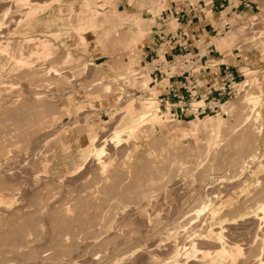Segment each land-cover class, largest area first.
<instances>
[{"label":"rangeland","instance_id":"374dc122","mask_svg":"<svg viewBox=\"0 0 264 264\" xmlns=\"http://www.w3.org/2000/svg\"><path fill=\"white\" fill-rule=\"evenodd\" d=\"M35 1L43 4V0ZM84 1L86 0H45L47 4L44 3V5L47 7L43 8L35 19H32L30 25L15 30L12 21L24 13L22 10L16 12V9H25V6L20 4V7L17 0H0V25L5 23L2 24L4 28L2 26L0 28L2 29L0 41L3 45L7 41L9 44L11 43L9 45L11 50L6 51V54L4 52L2 54L0 50V128L2 130L0 131V182L4 181L0 184L7 182V184H2L6 186L5 188L3 186V190L2 185L0 188V200H2L0 202V248L3 249H0L2 252H0L2 259H0V264H18L19 261L20 264H23L26 260L28 264H50L52 261V264H61V262L62 264H73L74 261L75 264H113L114 262V264H134L144 247H147L146 249L157 247L159 243L166 247L164 243H167L171 232L174 235L178 233L180 236L184 229H189V227L192 229L191 225H196L195 222L201 217L207 219L201 232L205 234L210 232L211 228L220 230V226H223L227 245L236 244L243 249L242 255L238 257L240 261L237 259L236 264H264V211L259 209V206L264 204V104L262 102L257 104L253 112L251 111L253 104L241 103L240 100L244 94L240 83L246 79L244 72L246 70L252 71V75H256L257 82H259L253 85L250 91L256 94L264 92V55L255 64L251 61L247 62L242 54L243 51L251 52L261 50L263 47L261 42L264 41V5L258 15V24L251 25L252 19L246 23L247 19L239 16L240 18L234 19L235 26L230 31L214 38L218 43L219 39L233 35L230 48L241 52L244 61L250 64L243 68V72L237 77L236 94L225 97L228 102L223 106V111L207 112L198 118L190 114L187 117L173 120L171 106L168 105V108L165 109L158 97L159 91L149 90L148 83L151 80L149 72L134 61L138 43H131L132 32L128 38L125 32L119 31L120 28L131 31L135 25L128 19L121 21L118 29L112 27L120 23L119 15L121 14L112 10L116 0H94L96 1L95 7L91 8L89 13L85 11ZM98 1H101L102 5L97 3ZM260 1L264 3V0ZM98 7L102 11L99 12ZM7 8H10V15L6 18L3 15ZM84 15L89 17L93 15L92 17L96 18L98 25L89 33L87 44H80V34L76 31L82 23L80 17ZM153 23L154 18L147 16L142 19L146 37L142 43L148 38L147 31L151 30ZM125 26H129V28H125ZM171 26L174 28L177 24L172 23ZM237 29L240 31L237 32ZM30 36L34 40L30 41ZM37 39L40 41L42 39L50 40L51 47L57 54L54 53L53 58L47 59L32 52L35 51ZM98 39L101 41V45L97 48ZM1 43L0 45H2ZM19 46L25 48L23 50L25 57L30 60V66L22 65V67L21 64H17L16 60L14 63V60L9 58L11 55L8 53L11 52L14 55H19L16 53ZM101 56L103 58L95 60L96 57ZM50 65H55V68L59 69L57 76L54 72H49ZM133 72L138 74L133 75ZM118 76L123 79L120 78L118 81ZM124 76L131 78V82ZM139 76L142 77L140 83L137 81ZM99 79L119 83L125 87V91H117L115 89L117 86L113 85L111 86L112 92L107 93L104 89L105 84L91 89V85ZM167 83L166 80L163 85ZM129 86L132 87V90L128 91ZM135 87L140 89L142 94L126 98V93L135 90ZM38 91H41V95L44 96L43 100L41 99L42 101L39 100V102L33 97ZM148 97L159 100L162 110L160 123H153V120L149 118L142 130L140 128L127 143L116 147L111 143L107 145L105 154L100 156L105 161V167L97 164L98 156L92 155L91 152L83 155L85 147L89 143V134L85 129L87 126H94L99 137L102 138L106 135L110 139L119 117L126 115L122 113L125 106L128 103L138 105L140 101ZM119 100L120 102L116 103ZM197 100L199 98H194L191 102L194 106L193 110L196 109L195 106H198ZM203 103L204 101L201 104ZM192 120L199 122V132L196 137H185L182 132L183 127ZM219 120L224 121L221 129L222 134L220 133L221 138L209 144V141L212 140L211 121L217 123ZM164 122L168 126L178 129L177 133L166 131L162 124ZM5 126L6 128L3 129L2 127ZM3 130L5 131L3 132ZM3 146L4 148H2ZM2 149L5 150L2 151ZM13 169L14 171H11ZM16 171L17 176H15ZM204 176L205 179H203ZM197 177H199L198 180ZM30 179L32 180L30 181ZM34 182L36 188H33ZM45 184L46 186H44ZM190 184H194L192 189ZM19 186L20 188H18ZM194 186L197 188L195 189ZM175 188L177 189L175 190ZM171 189L173 192L169 191ZM225 189L229 192L224 191ZM6 191L7 193H4ZM32 194H35L37 200ZM206 200L216 203L215 206L224 202L220 206V213L215 220H212L210 210L203 212V215L196 213L200 206L205 203L209 204ZM27 201L30 203L27 204ZM144 206L146 208H143ZM134 212L135 214H133ZM192 216L194 221H192ZM189 218L192 222L189 221ZM164 220L166 221L164 222ZM152 221L153 223H151ZM143 226H147L146 229ZM173 226H175V230H173ZM129 227L131 228L129 229ZM166 232L169 236L166 235ZM163 239H165L164 243H161ZM114 242L116 243L113 244ZM207 244L212 246L208 247ZM148 245L150 246L148 247ZM161 246L158 247L161 248ZM201 247L206 251L210 248V252L216 249L213 243L207 241L203 242ZM81 248L83 249L81 250ZM136 249L141 250L136 252V255L132 254ZM247 249L249 250L247 251ZM43 255H45L44 258ZM25 256L27 259L24 258ZM121 256L122 258H120ZM11 257L13 258L11 259ZM38 257L41 259L39 260ZM69 257L72 260L70 262ZM116 258L117 261H115ZM136 262L135 264H137ZM138 263H141V259ZM226 263L228 264V262Z\"/></svg>","mask_w":264,"mask_h":264},{"label":"bare ground","instance_id":"6f19581e","mask_svg":"<svg viewBox=\"0 0 264 264\" xmlns=\"http://www.w3.org/2000/svg\"><path fill=\"white\" fill-rule=\"evenodd\" d=\"M3 1V0H2ZM52 1V0H51ZM54 1V0H53ZM19 3V6H20V4H21V6L22 5H24L25 7V9H16V12L17 11H21L22 10V12L24 11V13H22V14H20V16H18L15 20H13L12 22H14V27H15V30L17 29V28H19V27H22V26H29L30 25V23H31V21H32V19L34 18L35 19V17H36V15L43 9V8H45V7H47L46 5H44V3L45 4H47L48 3V1H47V3L45 2V0H43V4H41V3H38V1H35V0H17V4ZM84 3V7H85V11H87V13H89V10H91V8L93 9L94 7H95V4H96V1H94V0H86V1H84L83 2ZM97 3H101V1H98ZM16 4V5H17ZM101 5H102V3H101ZM100 5V6H101ZM19 6L17 7V8H19ZM20 6V7H21ZM15 7V8H16ZM108 7V6H107ZM106 7V8H107ZM99 8V12L100 11H102L101 10V8L100 7H98ZM10 8H7V10H4V17H8L9 15H10ZM13 10V9H12ZM11 10V11H12ZM15 10V9H14ZM113 10V9H112ZM116 10V9H115ZM1 12H3V11H1ZM13 12V11H12ZM112 12V11H111ZM3 14V13H2ZM12 14V13H11ZM16 15V14H15ZM97 15H99V14H97ZM96 15V16H97ZM93 16V15H92ZM91 16V17H92ZM91 17H89V16H87V15H84L83 17H80V20H82V23L77 27V31L76 32H78L79 34H80V38H79V42H80V44H87V42L89 41V33L90 32H92V30H94L96 27H97V25H98V23H97V21H96V18H91ZM94 17H95V15H94ZM109 17H111V16H109ZM5 18V19H6ZM12 19H13V17H11ZM10 18V19H11ZM112 18V17H111ZM237 18H240V17H237ZM11 19V20H12ZM77 19H79V17H77ZM119 19H120V23L119 24H117V25H114V26H112L113 28H116V29H118V27L121 25V21H125V20H130V22H132L133 24H137V25H139L141 28H140V31H139V33H137L136 35H133L132 37H131V43H142V41H143V39L144 38H146L145 37V29L142 27V19L141 18H139V17H135V15L133 16V15H125V14H121V15H119ZM79 21V20H78ZM103 21V20H102ZM106 21V20H105ZM2 22V21H1ZM2 24H5V23H2ZM0 25V28H1V26L3 27V25ZM8 26V25H7ZM6 26V27H7ZM4 28V27H3ZM2 29H0V31H1ZM17 30H19V29H17ZM75 31V30H74ZM237 32L238 31H240V29L238 30H236ZM13 32V31H12ZM68 33V32H67ZM77 33V34H78ZM0 35L2 36V34L0 33ZM100 35V34H99ZM109 35V34H108ZM229 35V34H228ZM98 36V35H97ZM97 36H96V38H97ZM101 37H102V35H100ZM110 36V35H109ZM1 38V37H0ZM232 38H233V35L232 36H228V37H224V38H222V39H219L218 40V43H217V45L221 48V50H222V52H223V55H224V60H229L230 58H232L233 57V53L231 52V48H230V42H231V40H232ZM14 40V39H13ZM29 40L31 41V40H34L33 39V37H29ZM38 40V39H37ZM99 40V39H98ZM7 41V40H6ZM28 41V40H27ZM2 41H0V43H1ZM5 41H3V43H4ZM36 42V41H35ZM51 41L50 40H47V39H42L41 41L40 40H38L37 41V45H36V47H35V51H32V52H34V53H37L38 55H39V57H45V58H53L55 55H54V49H52L53 47H51V43H50ZM101 43V41L99 40V42H98V45H97V48L101 45L100 44ZM130 43V44H131ZM261 43H263V47H262V49L261 50H256V51H251V52H246V51H243L242 52V54H243V56H244V58H245V60L248 62H253V63H258L259 61H260V59L262 58V55H264V41L263 42H261ZM2 44V43H1ZM5 44V43H4ZM9 45H11V43L9 44V42L7 41L6 42V44L5 45H0V50H1V52H2V54H3V52L5 53L6 51H8V50H11V48L9 49ZM20 47V46H19ZM15 48V47H14ZM18 48V47H17ZM17 48H16V50H17ZM56 48V47H55ZM23 49H25V48H23L22 46L18 49V52H16V53H18L19 55L17 56V55H14V53L12 54V52L11 53H8V54H10L8 57L9 58H11L12 60H14V63L17 61L18 63L17 64H21L20 66H22V65H29V59H28V57L26 58L25 57V52H24V50ZM102 49V48H101ZM56 51V50H55ZM58 51V50H57ZM0 52V53H1ZM9 52V51H8ZM7 53V52H6ZM5 53V54H6ZM59 53V52H58ZM4 54V55H5ZM30 54V53H29ZM55 54H57V52L55 53ZM59 55V54H58ZM69 56V55H68ZM71 56V55H70ZM33 57H34V55H33ZM38 58V57H37ZM59 59V58H58ZM68 59V58H67ZM16 60V61H15ZM54 60V59H53ZM68 61H69V59H68ZM67 61V62H68ZM65 62V61H64ZM32 63V62H31ZM30 63V64H31ZM54 63V62H53ZM92 65H94L93 63H91ZM10 65V64H9ZM39 65V64H38ZM30 66V65H29ZM12 67V66H11ZM23 67V66H22ZM34 67V66H33ZM32 67V68H33ZM56 66L55 65H50L49 67H48V69H49V72H54L55 73V75L57 76L59 73H58V68H55ZM134 67V66H133ZM2 68V67H1ZM26 68V67H25ZM35 68H36V66H35ZM132 69H134V68H132ZM30 70H32V69H30ZM135 70V69H134ZM16 72V71H15ZM28 72V71H27ZM60 72V71H59ZM214 72H217V68L214 70ZM245 72V75H246V79L242 82V83H240L241 84V87H242V91H244V94L241 96V98H240V100H241V103L243 102V103H245V104H253L252 106H253V108H252V110L251 111H255V109H256V105L257 104H259L260 102H262V104H264V92H262L261 91V94H256V93H254V92H251L250 91V88L253 86V85H256V84H258L259 82H257V77H256V75H252V71H244ZM16 74V73H15ZM132 74H135L134 72L132 73ZM128 76H130V75H128ZM127 76V77H128ZM124 77H126V76H124ZM126 77V78H127ZM8 78V77H7ZM21 78V77H20ZM118 78L119 79H117L118 81H120V78L121 79H123V77H120V76H118ZM127 79H129V78H127ZM126 79V80H127ZM130 81L129 82H131V78L129 79ZM19 81V80H18ZM124 81V80H123ZM123 81H121L122 83H123ZM7 82V81H6ZM113 82V81H112ZM116 82V81H115ZM125 83H126V81H125ZM128 83V82H127ZM103 84H105L106 85V87L104 88L105 89V91H107V93H110V92H112V90H113V88L111 87V86H113V85H115V86H117V87H115V89L117 90V91H119V90H124L125 91V87H122L119 83H111L110 81L109 82H106V81H102L101 79H99V80H97V81H95L92 85H91V89L92 88H94V87H97V86H100V85H103ZM13 85V84H12ZM19 85V84H18ZM109 85V86H108ZM123 85V84H122ZM125 85H127V84H125ZM21 86V85H20ZM119 86V87H118ZM161 86V85H160ZM89 87V86H88ZM110 88V90H108ZM148 88H149V90H155V89H153V88H151V87H149L148 86ZM114 89V90H115ZM90 90V89H89ZM41 92V91H40ZM39 91L38 92H35V95L36 96H33V97H35L36 99V101H38L39 102V100L40 101H42L43 100V95H41L42 94V92L40 93ZM29 93V92H28ZM22 95H24V94H22ZM34 95V94H33ZM124 95H125V92H124ZM123 95V96H124ZM30 96V95H29ZM24 99V98H23ZM26 99H28V98H26ZM42 99V100H41ZM25 100V99H24ZM122 102H123V100H121ZM120 102V100L119 101H116V103H119ZM25 103V102H24ZM202 103V101H199V100H197L196 101V104L197 105H199V104H201ZM162 110H161V108H160V106H159V100L157 99V98H153V97H151V98H147V99H144V100H142V101H140L139 103H138V105L137 104H135V103H128L126 106H125V110L124 111H122V113H125L126 115H123V116H120L119 117V119H118V123H117V125L115 126V128H114V131H113V133H112V136H111V138L109 139L106 135L105 136H103L102 138H101V136L99 137L98 136V132H97V130H96V128L94 127V126H87L85 129H87V131H88V134H89V143L87 144V146L85 147V151H84V153H83V155H86L88 152H91L92 153V155H94V156H98L97 157V159H96V162H97V164H99V166L100 165H102L103 167H105L106 165H105V161H103V159H102V157H100V156H102V155H104L105 154V152H106V148H107V145H109L110 143L111 144H113L115 147L116 146H121V145H123V144H125V143H127L128 141H130V139L133 137V136H135L136 134H137V132L139 131V129L141 128V130H142V127H143V125L145 124V122L150 118V120H153V123H155V122H159L160 123V112H161ZM172 113V112H171ZM16 115V114H15ZM126 116H128V118H126ZM1 117V116H0ZM3 118V117H2ZM5 118V117H4ZM211 118V117H210ZM195 119V118H194ZM207 119V118H206ZM201 120H202V118H201ZM212 120V119H211ZM248 120H249V118H248ZM5 121V120H4ZM3 121V122H4ZM10 122V121H9ZM176 122V121H175ZM246 123V122H245ZM1 124V123H0ZM163 124V127H164V129L166 130V131H171V132H174L175 134L177 133V131H178V129H174V128H172V127H170V126H168L167 124H165V122L164 123H162ZM223 124H224V121L223 120H219L217 123H214L213 121H211V136H212V140H210L209 141V144L210 143H213V141L214 140H216V139H218V138H221V135H220V133H221V129H222V127H223ZM4 126V125H3ZM84 126H86V125H84ZM148 126V125H147ZM156 126V125H155ZM198 126H199V122L198 121H196V120H192V121H190V122H188V124L186 125V126H184L183 127V136H185V137H187V136H194V137H196V135L198 134V132H199V129H198ZM207 126V125H206ZM3 129L4 128H6V126L5 127H2ZM13 128V127H12ZM24 130V129H23ZM0 131H2L1 130V128H0ZM5 130H3V132H4ZM18 131V130H17ZM22 131V130H21ZM25 132H26V130H25ZM24 132V133H25ZM29 133V132H28ZM28 133H26V135L28 134ZM100 133V132H99ZM247 133V132H246ZM222 134V133H221ZM31 135V134H30ZM37 135V134H36ZM27 136H29V134L27 135ZM26 137V136H25ZM31 137V136H30ZM34 137V136H33ZM225 137V136H224ZM192 138V137H191ZM24 139V138H23ZM26 139V138H25ZM28 139V138H27ZM30 139V138H29ZM32 139V138H31ZM223 139V138H222ZM33 140V139H32ZM31 140V141H32ZM27 141V140H26ZM28 142V141H27ZM4 144V143H3ZM218 144V143H217ZM220 144V143H219ZM223 144V143H222ZM9 145V144H8ZM127 145H129V144H127ZM212 145V144H211ZM1 147V146H0ZM127 147V146H126ZM129 147V146H128ZM2 148H4V146L2 147ZM9 148V147H8ZM28 148V147H27ZM123 148V147H122ZM126 149V148H125ZM5 149H2V151H4ZM70 150V149H69ZM121 150V149H120ZM211 150V149H210ZM2 151H1V153H2ZM8 151V150H7ZM4 155V154H3ZM7 155V154H6ZM251 155V154H250ZM249 155V156H250ZM3 157V156H2ZM5 157V156H4ZM251 157V156H250ZM249 157V158H250ZM254 159V158H253ZM2 160H5V159H3L2 158ZM243 162V161H242ZM245 162V161H244ZM253 162V161H252ZM5 163V162H4ZM7 163V162H6ZM107 163V162H106ZM251 163V162H250ZM257 163V162H256ZM259 163V162H258ZM3 165V164H2ZM8 165V164H7ZM244 165V164H243ZM98 166V165H97ZM5 167H7V166H5ZM4 168V167H3ZM2 168V169H3ZM13 168V167H12ZM11 168V169H12ZM193 168V167H192ZM252 168V167H251ZM202 170V169H201ZM235 170V169H234ZM11 171H14V169L13 170H11ZM194 171H195V169H194ZM193 171V172H194ZM241 171V170H240ZM249 171V170H248ZM6 172V171H5ZM5 172H3V173H5ZM9 172V171H8ZM28 172V171H27ZM200 172V171H199ZM242 172V171H241ZM7 173V172H6ZM15 173V172H14ZM247 173V172H246ZM13 174V173H12ZM192 174V173H191ZM203 174V173H202ZM1 175V174H0ZM14 175V174H13ZM12 175V176H13ZM20 175V174H19ZM35 175V174H34ZM201 175V174H200ZM241 175V174H240ZM248 175V174H247ZM15 176H17V171H16V174H15ZM39 176V175H38ZM193 176H194V173H193ZM203 176V175H202ZM206 176V175H205ZM205 176L203 177V179H205ZM236 176V175H235ZM19 177V176H18ZM42 178V177H41ZM138 178V177H137ZM198 178L199 177H197V180H198ZM201 178V177H200ZM244 178V177H243ZM263 178V177H262ZM261 178V179H262ZM22 179V178H21ZM21 179H19V180H21ZM152 179V178H151ZM188 179H189V177H188ZM211 179V178H210ZM213 179V178H212ZM218 179V178H217ZM238 179V178H237ZM236 179V180H237ZM242 179V178H241ZM259 179V178H258ZM23 180H24V178H23ZM25 180H26V177H25ZM32 179H30V181H31ZM40 180V179H39ZM39 180H36V181H39ZM43 180H44V177H43ZM112 180V179H111ZM142 180V179H141ZM145 180H147V179H145ZM150 180V179H149ZM184 180V179H183ZM194 180H196V179H194ZM196 180V181H197ZM200 180H202V179H200ZM243 180V179H242ZM13 181V180H12ZM28 181V180H27ZM189 181V180H188ZM205 181V180H204ZM216 181V180H215ZM1 182H4V181H1ZM0 182V183H1ZM147 182V181H146ZM172 183H173V181H171ZM193 182V181H192ZM199 182V181H198ZM206 182V181H205ZM204 182V183H205ZM219 182V181H218ZM232 182H233V180H232ZM236 182V181H235ZM5 183L7 184V182L5 181ZM5 183H2V184H5ZM21 183V182H20ZM26 183V182H25ZM29 183V182H28ZM176 183V182H175ZM179 183H181L180 181H179ZM188 183V182H187ZM195 183V182H194ZM203 183V182H202ZM219 183H221V182H219ZM218 183V184H219ZM223 183V182H222ZM229 183H230V181H229ZM2 184H0V188H1V185ZM12 184V183H11ZM30 184V183H29ZM28 184V185H29ZM37 184V183H36ZM40 184H41V182H40ZM163 184V183H162ZM211 184V183H210ZM213 184V183H212ZM10 185V184H9ZM8 185V186H9ZM35 185V182H34V184H33V186ZM38 185H39V183H38ZM112 185V184H111ZM139 185H141L140 183H139ZM174 185V184H173ZM172 185V186H173ZM192 185H194V184H192ZM192 185L190 184V186H191V189L193 188L192 187ZM196 185H198V184H196ZM201 185V184H200ZM216 185V184H215ZM233 185V184H232ZM239 185V184H238ZM252 185V184H251ZM3 186H4V188L6 187L5 185H2V190H3ZM7 186V187H8ZM23 186V185H22ZM26 186V185H25ZM32 186V187H33ZM41 186V185H40ZM43 186V185H42ZM44 186H46V184L44 185ZM114 186V185H113ZM165 186V185H164ZM170 186V185H169ZM175 186V185H174ZM259 186V185H258ZM13 187V186H12ZM39 187V186H38ZM186 187V186H185ZM215 187H218V186H215ZM225 187H227V186H225ZM229 187V186H228ZM234 187V186H233ZM18 188H20V186L18 187ZM22 188V187H21ZM30 188V187H29ZM33 188H36L35 186L33 187ZM40 188V187H39ZM45 188H47V187H45ZM50 188V187H49ZM108 188V187H107ZM170 188V187H169ZM194 188H195V186H194ZM197 188V187H196ZM195 188V189H196ZM223 188V187H222ZM235 188V187H234ZM234 188H232V189H234ZM11 189H13V188H11ZM24 189H25V187H24ZM38 189V188H37ZM174 189V188H173ZM173 189H171V190H169V191H172ZM177 188H175V190H176ZM187 189V188H186ZM231 189V190H232ZM9 190H10V188H9ZM26 190H28V189H26ZM36 190V189H35ZM42 190H44V189H42ZM47 190H48V188H47ZM97 190H98V188H97ZM110 190V189H109ZM122 190V189H121ZM179 190V189H178ZM188 190H189V188H188ZM194 190V189H193ZM214 190V189H213ZM261 190V189H260ZM18 191V190H17ZM32 191V190H31ZM30 191V192H31ZM40 191V190H39ZM39 191H37V192H39ZM44 191H46V190H44ZM99 191V190H98ZM136 191V190H135ZM167 192H168V190H166ZM165 191V192H166ZM186 191V190H185ZM190 191V190H189ZM217 191V190H216ZM224 191H228V190H224ZM11 192H13V191H11ZM16 192V191H15ZM20 192V191H19ZM21 192H23V191H21ZM41 192V191H40ZM101 192V191H100ZM99 192V193H100ZM160 192H162V191H160ZM167 192H166V194H167ZM173 192V191H172ZM171 192V193H172ZM177 192V191H176ZM191 192V191H190ZM189 192V193H190ZM207 192H209V191H207ZM223 192V191H222ZM229 192V191H228ZM261 192V191H260ZM4 193H7V191L6 192H4ZM32 193H33V191H32ZM110 193H112V192H110ZM115 193V192H114ZM150 193V192H149ZM212 193V192H211ZM216 193H218V192H216ZM215 193V194H216ZM225 193V192H224ZM16 194V193H15ZM38 194V193H37ZM36 194V195H37ZM41 194V193H40ZM44 194H45V192H44ZM173 194V193H172ZM171 194V195H172ZM178 195H179V193H177ZM206 194V193H205ZM254 194V193H253ZM13 195V194H12ZM27 195H29V194H27ZM32 195H34L35 196V194H32ZM46 195V194H45ZM51 195V194H50ZM105 195H106V193H105ZM122 195V194H121ZM141 195V194H140ZM149 195V194H148ZM152 195V194H151ZM153 195H155V194H153ZM158 195H160V194H158ZM174 195V194H173ZM188 195V194H187ZM19 196H21V195H19ZM23 196V195H22ZM24 196H26V195H24ZM41 196V195H40ZM43 196V195H42ZM111 196H112V194H111ZM157 196V195H156ZM155 196V197H156ZM166 196V195H165ZM169 197H170V195H168ZM182 196H185V195H182ZM203 196V195H202ZM210 196L212 197V195L210 194ZM209 196V197H210ZM216 196V195H215ZM12 197V196H11ZM31 197V196H30ZM30 197H28V198H30ZM97 197H98V194H97ZM143 197V196H142ZM144 197H146V196H144ZM149 198H150V196H148ZM160 197V196H159ZM167 197V196H166ZM173 197V196H172ZM190 197V196H189ZM210 197V198H211ZM17 198H18V196H17ZM19 198H21V197H19ZM23 198V197H22ZM35 198H36V196H35ZM157 198H158V196H157ZM157 198H156V200H157ZM168 198V197H167ZM180 198V197H179ZM216 198V197H215ZM54 199V198H53ZM52 199V200H53ZM119 199V198H118ZM145 199H147V198H145ZM150 199H152V198H150ZM149 199V200H150ZM172 199V198H171ZM206 199H208V198H206ZM255 199V198H254ZM23 200V199H22ZM28 200H30L31 201V199H28ZM35 200V199H34ZM36 200H37V198H36ZM49 200V199H48ZM115 200H117V199H115ZM209 200V199H208ZM2 200H0V202H1ZM40 201H41V199H40ZM47 201V200H46ZM101 201V200H100ZM153 201V200H152ZM159 201H160V198H159ZM210 201H211V199H210ZM215 201V200H214ZM260 201V200H259ZM258 201V202H259ZM6 202H7V200H6ZM19 202V201H18ZM28 202L29 201H27V204H28ZM36 202H39V201H36ZM43 202V201H42ZM41 202V203H42ZM112 202V201H111ZM150 202V201H149ZM148 202V203H149ZM157 202H158V200H157ZM206 202H209V201H207L206 200ZM217 202V201H216ZM228 202V201H227ZM8 203V202H7ZM30 203V202H29ZM40 203V202H39ZM147 203V202H146ZM223 203L224 202H220V204H218L217 206H215L216 205V203H210L209 202V204L208 203H205V204H203L202 206H200L199 208H198V210H197V212L196 213H198V214H202L203 212H205L206 210L207 211H209L210 210V214L212 215V217H213V219L212 220H215L216 219V217L218 216V214L220 213V206L221 205H223ZM25 204V203H24ZM31 204H32V202H31ZM31 204H30V206H31ZM36 204V203H35ZM152 204V203H151ZM22 205V204H21ZM33 205V204H32ZM39 205V204H38ZM199 205H200V203H199ZM2 206V205H1ZM18 206V205H17ZM29 206V207H30ZM43 206V205H42ZM237 206V205H236ZM255 206V205H254ZM21 207V206H20ZM15 208V207H14ZM25 208V207H24ZM27 208H28V206H27ZM31 208V207H30ZM35 208V207H34ZM33 208V209H34ZM142 208V207H141ZM143 208H146L145 206L143 207ZM156 208V207H155ZM159 208V207H158ZM195 208V207H194ZM1 209V208H0ZM4 209V208H3ZM7 209V208H6ZM8 209H10L11 210V208H8ZM15 209H17V208H15ZM20 209V208H19ZM32 209V210H33ZM37 209V208H36ZM41 209V208H40ZM44 209V208H43ZM132 209V208H131ZM130 209V210H131ZM136 209V208H135ZM138 209V208H137ZM259 209L260 210H263L264 211V204H261L260 206H259ZM22 210V209H21ZM45 210V209H44ZM133 210V209H132ZM177 210V209H176ZM15 211V210H14ZM19 211V210H18ZM134 211H136V210H134ZM141 211H143V210H141ZM140 211V212H141ZM145 211V210H144ZM1 212H2V210H1ZM23 212V211H22ZM156 212V211H155ZM232 212V211H231ZM230 212V213H231ZM4 213V212H3ZM2 213V214H3ZM41 213H42V211H41ZM128 213V212H127ZM157 213V212H156ZM229 213V214H230ZM1 214V213H0ZM18 214V213H17ZM39 214H40V212H39ZM125 214V213H124ZM130 214V213H129ZM133 214H135V212L133 213ZM137 214H139V213H137ZM152 214V213H151ZM206 214V213H205ZM228 214V215H229ZM239 214V213H238ZM257 214V213H256ZM7 215V214H6ZM9 215V214H8ZM42 215V214H41ZM126 215H128V214H126ZM131 215V214H130ZM156 215V214H155ZM167 215H169V214H167ZM173 216H174V214H172ZM186 215V214H185ZM185 215H183V216H185ZM192 215V214H191ZM196 215V214H195ZM194 215V216H195ZM203 215V214H202ZM227 215V214H226ZM39 216V215H38ZM117 216V215H116ZM120 216V215H119ZM152 216V215H151ZM231 217H233L232 215H230ZM230 216H229V218H230ZM237 216V215H236ZM258 216V215H257ZM118 217V216H117ZM127 217V216H126ZM128 217H130V216H128ZM139 217V216H138ZM143 217H145V216H143ZM150 217V216H149ZM157 217H158V215H157ZM168 217V216H167ZM189 217H191V216H189ZM199 217H201V216H199ZM206 217V216H205ZM226 217V216H225ZM115 218V217H114ZM140 218V217H139ZM152 218H153V216H152ZM183 218V217H182ZM181 218V219H182ZM188 218V217H187ZM192 218H193V216H192ZM202 218V217H201ZM196 219V220H198V221H196L195 223H197L196 225H191V227H193L192 229L189 227V229L188 228H186V229H184V231H183V234L181 235L180 234V236L178 235V233L177 234H173V232H171L172 234H170L171 236H169V235H167V232H166V235L167 236H169L168 238L170 239H168L167 238V243H164L163 241L165 240V239H163L162 240V242L161 243H164V244H166L165 246L166 247H163V246H161V245H159V244H157L158 246H161V248L163 247V250L160 248V247H158L157 245H155V246H157V247H153V248H150L149 246L150 245H148V249H146L145 247H144V250H142L143 252H141L140 253V256H139V254L137 255V256H139L138 257V259L140 258L141 259V263H138V262H140V259H139V261H138V259L136 258V261H138V262H136L137 264H227L226 262H228V264H236L237 263V259H238V257L240 256V255H242V253H243V249L240 247V245H236V244H234V245H231V246H229V245H227V243H226V241H225V233H223V226L221 227L220 226V230H217V229H214V228H209L210 229V232H206V233H208V234H204L203 232H201L202 230H201V228L206 224V218H202V219ZM252 218V217H251ZM1 219V218H0ZM119 219V218H118ZM117 219V220H118ZM123 219H124V216H123ZM151 219V218H150ZM156 219V218H155ZM161 219V218H160ZM185 219V218H184ZM190 219V218H189ZM113 220V219H112ZM143 220H145V218H143ZM152 220V219H151ZM167 220V219H166ZM166 220H164V222L166 221ZM195 219L193 218L192 219V221H194ZM223 220H224V217H223ZM115 221V220H114ZM119 221H121V220H119ZM154 221V220H153ZM153 221L151 222V223H153ZM183 221H185V220H183ZM186 221H188L187 219H186ZM189 221H191V219L189 220ZM188 221V222H189ZM191 221V222H192ZM245 221H247V220H245ZM158 222V221H157ZM169 222H170V220H169ZM179 222V221H178ZM177 222V223H178ZM182 222V221H181ZM239 222V221H238ZM253 222V221H252ZM251 222V223H252ZM112 223V222H111ZM115 223V222H114ZM117 223V222H116ZM142 223H143V221H142ZM168 223V222H167ZM195 223H192V224H195ZM208 223H210V222H208ZM258 223V222H257ZM256 223V224H257ZM121 224V223H120ZM124 224V223H123ZM138 224V223H137ZM144 224H146V223H144ZM161 224H162V222H161ZM160 224V225H161ZM173 224H175V223H173ZM183 224H184V222H183ZM182 224V225H183ZM186 224V223H185ZM184 224V225H185ZM188 224V223H187ZM189 224H190V222H189ZM238 224V223H237ZM6 225V224H5ZM143 225V224H142ZM150 226H151V224H149ZM223 225V224H222ZM112 226V225H111ZM121 226V225H120ZM138 227L140 226V225H137ZM136 226V227H137ZM154 226H156V225H154ZM177 226H178V224H177ZM190 226V225H189ZM228 226V225H227ZM2 227H3V225H2ZM114 227V226H113ZM123 227V226H122ZM131 227H132V225H131ZM131 227H129V229L131 228ZM135 227V228H136ZM141 227V226H140ZM144 227V226H143ZM145 227H147V226H145ZM144 227V229H146ZM175 226H173V228H174ZM185 227H187L186 225H185ZM184 227V228H185ZM6 228V227H5ZM155 228V227H154ZM164 228H166V227H164ZM168 228V227H167ZM171 228V227H170ZM230 228H234V227H230ZM114 229V228H113ZM117 229V228H116ZM120 229V228H119ZM144 229H142L143 230V232H144ZM148 229H149V227H148ZM176 228H174L173 230H175ZM225 229H226V227H225ZM115 230V229H114ZM155 230V229H154ZM168 230H170V229H168ZM217 230V231H216ZM228 230V229H227ZM257 230V229H256ZM110 231V230H109ZM135 232H138V231H136V230H134ZM148 231V230H147ZM172 231V230H171ZM177 231V230H176ZM180 231H181V229H180ZM207 231H208V229H207ZM230 231V230H229ZM232 231V230H231ZM254 231H255V229H254ZM14 232V231H13ZM22 232V231H21ZM108 232V231H107ZM126 232V231H125ZM131 232V231H130ZM2 233V232H1ZM19 233V232H18ZM127 233H128V231H127ZM133 233V232H132ZM139 233V232H138ZM160 233V232H159ZM226 233H228L227 231H226ZM256 233V232H255ZM111 234V233H110ZM109 234V235H110ZM116 234H117V232H116ZM141 234V233H140ZM168 234H169V231H168ZM124 235V234H123ZM132 235V234H131ZM145 235V234H144ZM260 235V234H259ZM3 236V235H2ZM4 236H5V234H4ZM54 236V235H53ZM53 236H51V237H53ZM129 236H130V234H129ZM134 236H136V235H134ZM147 236V235H146ZM165 236V235H164ZM163 236V237H164ZM166 236V237H167ZM227 236V235H226ZM30 237V236H29ZM111 237V236H110ZM116 237V236H115ZM114 237V238H115ZM117 237H118V235H117ZM127 237V236H126ZM132 237V236H131ZM130 237V238H131ZM160 237V236H159ZM162 237V236H161ZM129 238V237H128ZM156 238V237H155ZM1 239V238H0ZM52 239V238H51ZM58 239H60V238H58ZM118 239V238H117ZM127 239V238H126ZM162 239V238H161ZM38 240V239H37ZM64 240V239H63ZM109 240H110V238H109ZM122 240V239H121ZM128 240V239H127ZM139 240V239H138ZM35 241V240H34ZM53 241V240H52ZM61 241V240H60ZM113 241V240H112ZM118 242H119V240H117ZM116 241V242H117ZM133 241V240H132ZM140 241V240H139ZM152 241V240H151ZM154 241V240H153ZM161 241V240H160ZM159 241V242H160ZM209 242V243H213V245H215L216 246V249H214V251H209V250H211L210 248H209V250L208 251H206V250H204V249H202L203 247H201V244L203 243V242ZM249 241V240H248ZM9 242V241H8ZM11 242V241H10ZM29 242H30V240H29ZM55 242H57V241H55ZM54 242V243H55ZM116 242H114L113 244H115ZM121 242V241H120ZM125 242V241H124ZM166 242V241H165ZM16 243V242H15ZM63 243H64V241H63ZM96 243V242H95ZM122 243V242H121ZM127 243H129V242H127ZM155 243V242H154ZM10 244V243H9ZM37 244V243H36ZM35 244V245H36ZM62 244V243H61ZM90 244V243H89ZM112 244V243H111ZM141 244V243H140ZM148 244H150V243H148ZM250 244V243H249ZM262 244V243H261ZM55 245V244H54ZM93 245H94V243H93ZM92 245V246H93ZM96 245V244H95ZM120 245V244H119ZM205 245V244H204ZM51 246V245H50ZM66 246V245H65ZM70 246V245H69ZM90 246V245H89ZM91 246V247H92ZM112 246V245H111ZM117 246H118V244H117ZM144 246V245H143ZM146 246V245H145ZM153 246V245H152ZM151 246V247H152ZM207 246L209 247V246H212V245H208L207 244ZM57 247H58V245H57ZM72 247V246H71ZM90 247V248H91ZM137 247V246H136ZM141 247V246H140ZM206 247V246H205ZM204 247V248H205ZM251 247V246H250ZM84 248V247H83ZM83 248H81V250L83 249ZM86 248V247H85ZM89 248V249H90ZM142 248V247H141ZM1 249V248H0ZM56 249V248H55ZM54 249V250H55ZM59 249V248H58ZM138 249V248H137ZM136 249V250H137ZM1 250H3V249H1ZM64 250V249H63ZM80 250V251H81ZM114 250V249H113ZM112 250V251H113ZM134 250V249H133ZM132 250V251H133ZM135 250V252L133 251L132 252V254L134 253H136V252H138V251H140V250H137L136 251ZM213 250V249H212ZM249 249H247V251H248ZM259 250H260V248H259ZM57 251H59V250H57ZM89 251V250H88ZM251 251V250H250ZM1 252V251H0ZM4 252V251H3ZM26 252V251H25ZM53 252V251H52ZM63 252V251H62ZM69 252V251H68ZM82 252V251H81ZM116 252V251H115ZM114 252V253H115ZM131 252V251H130ZM129 252V253H130ZM2 253V252H1ZM55 253H56V251H55ZM60 253V252H59ZM65 253H66V251H65ZM64 253V254H65ZM54 254V253H53ZM97 254V253H96ZM249 254V253H248ZM252 254V253H251ZM3 255H4V253H3ZM8 255V254H7ZM26 255V254H25ZM61 255V254H60ZM121 255V254H120ZM119 255V256H120ZM136 255V254H135ZM260 255V254H259ZM9 256V255H8ZM16 256V255H15ZM41 256V255H40ZM44 256L45 255H43L42 257L44 258ZM53 256V255H52ZM73 256H75V255H73ZM125 256V255H124ZM123 256V257H124ZM130 256V255H129ZM4 257V256H3ZM17 257V256H16ZM54 257V256H53ZM53 257H51V258H53ZM61 257V256H60ZM72 257V256H71ZM81 257V256H80ZM79 257V258H80ZM85 257V256H84ZM103 257V256H102ZM101 257V258H102ZM8 258V257H7ZM6 258V259H7ZM10 258V257H9ZM13 257H11V259H12ZM24 258H26L27 259V257L25 256ZM29 258V257H28ZM39 258V257H38ZM46 258H48V257H46ZM50 258V259H51ZM62 258H63V256H62ZM74 258V257H73ZM72 258V259H73ZM86 258H87V256H86ZM105 258H106V256H105ZM120 258H122V256L120 257ZM119 257H118V259H120ZM126 258V257H125ZM132 258V257H131ZM1 259V258H0ZM15 259V258H14ZM30 259V258H29ZM41 259V257L39 258V260ZM54 259V258H53ZM52 259V260H53ZM59 259V258H58ZM64 259V258H63ZM65 259H67V258H65ZM75 259V258H74ZM81 259H82V257H81ZM94 259V258H93ZM124 259V258H123ZM2 260V259H1ZM16 260V259H15ZM43 260V259H42ZM61 260V259H60ZM76 260H78V259H76ZM85 261H86V259H84ZM91 260V259H90ZM126 260H127V258H126ZM239 260V259H238ZM244 260H245V258H244ZM249 260V259H248ZM263 260V259H262ZM8 261H9V259H8ZM8 261H6V262H8ZM38 261V260H37ZM47 261V260H46ZM46 261H44V262H46ZM49 261H51V260H49ZM67 261V260H66ZM70 261H72L71 259H70V257H69V262ZM87 261H88V259H87ZM115 261H117V258H116V260ZM120 261V260H119ZM129 261H130V259H129ZM129 261H127V262H129ZM132 261V260H131ZM240 261V260H239ZM13 262H16V261H14L13 260ZM23 262V261H22ZM26 262H27V260H26ZM25 261H24V263H26ZM48 262V261H47ZM57 262V261H56ZM68 262V263H69ZM75 262V261H74ZM73 262V264H75ZM80 262V261H79ZM89 262V261H88ZM91 262V261H90ZM96 262H97V260H96ZM113 262V261H112ZM126 262V263H127ZM135 262H134V264H135ZM18 263V262H17ZM21 262L19 261V263L18 264H20ZM23 263V264H24ZM30 263V262H29ZM38 263H41V262H38ZM52 263H53V261H52ZM52 263H50V264H52ZM65 263H67V262H65ZM78 263V262H77ZM99 263V262H98ZM115 263V262H114ZM113 263V264H114ZM125 263V262H124ZM244 263V262H243ZM252 263V262H251ZM16 264V263H15ZM27 264H28V262H27ZM32 264V263H31ZM49 264V263H48ZM60 264V263H59ZM61 264H62V262H61ZM70 264V263H69ZM90 264V263H89ZM94 264V263H93ZM120 264V263H119ZM133 264V263H132ZM246 264V263H245ZM254 264V263H253Z\"/></svg>","mask_w":264,"mask_h":264},{"label":"crops","instance_id":"0c3cea01","mask_svg":"<svg viewBox=\"0 0 264 264\" xmlns=\"http://www.w3.org/2000/svg\"><path fill=\"white\" fill-rule=\"evenodd\" d=\"M250 1L253 4L249 7L241 4L236 9V13L245 19H250L257 13H261L258 8L261 9L262 6L256 5V3L262 4V2L260 0ZM231 6H228V0H116L113 11L125 15H135L141 19L147 16L154 18L151 30L147 31L148 38L143 43L136 45L138 51L135 52L134 61L142 68L160 52V40L157 35L160 30L164 27L169 29L172 27V23H176L179 30L185 31L189 45L188 51L193 54L199 52L202 55L199 66L193 73L198 83L195 91L197 94L206 96L209 92L208 87L218 86L225 79L227 72H233L238 77L243 72V68L250 66L244 61L241 52L232 49L233 57L224 60L221 48L214 41L218 34L212 29V25L218 21L221 12H227L229 16H232L235 10ZM176 17H179L178 21L174 20ZM128 23L130 22L128 21ZM133 25L135 26L131 31L121 28L119 31L125 32L129 38L131 32L132 36L136 35L141 28L137 24ZM125 28H129V26H125ZM183 53L185 50L175 45L168 50L167 57L173 59ZM101 58L103 56L96 57L95 60ZM216 68L217 72H214ZM137 74L135 73V75ZM149 76L151 80L148 86L159 91L158 97L165 109L168 108V105H173L170 109L172 114L178 113L180 106L191 104L193 98H190L187 84L183 78L172 79L163 85L166 80L156 82L153 74H149ZM140 79L142 77L139 76L137 78L139 83ZM134 91L135 95L142 94V91L136 87Z\"/></svg>","mask_w":264,"mask_h":264},{"label":"built area","instance_id":"2783aa9c","mask_svg":"<svg viewBox=\"0 0 264 264\" xmlns=\"http://www.w3.org/2000/svg\"><path fill=\"white\" fill-rule=\"evenodd\" d=\"M241 4L249 7L253 4V2L250 0H228V6L232 5L231 7L235 10V12L232 16H229L227 12H221L218 21L212 25V29L218 35H222L223 33L230 31L232 27L235 26L234 19L241 16L236 13V9ZM256 5L262 6L264 3H256ZM258 10L260 9L258 8ZM259 14L260 13H257L250 18L253 21L251 25L258 24L257 19ZM250 19H247L246 23H249ZM174 20L178 21L179 17H176ZM157 35L160 40V52L157 53L154 59L146 63L143 68L147 70L149 74L154 75V81L156 82L183 78L187 84V91L190 98H199V101H204L203 104L195 106V110H193L194 106L192 103L180 106L178 113H171L173 120L182 118L187 114H191L195 116V118H198L200 115L207 112L223 111V106L228 102V99H225V97L227 95L236 94L235 87L236 84H238L237 76L233 72H227L225 79H223L218 86L208 87L209 92L206 96L197 94L195 90L197 89L198 83L193 73L194 70L198 68L202 55H200L199 52L193 54L188 51L189 45L187 43V33L183 30H179L177 26L174 28L169 27V29L164 27L157 33ZM183 37H185V40H183ZM175 45L183 48L185 53L181 54L177 58L170 59L167 57L168 50ZM127 90H132V87L129 86ZM134 95L135 91L133 90L127 92L125 97L130 98ZM170 106L171 108L173 107V105Z\"/></svg>","mask_w":264,"mask_h":264}]
</instances>
